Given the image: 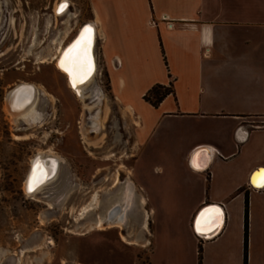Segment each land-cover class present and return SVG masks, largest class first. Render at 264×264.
Returning <instances> with one entry per match:
<instances>
[{"label": "crops", "instance_id": "1", "mask_svg": "<svg viewBox=\"0 0 264 264\" xmlns=\"http://www.w3.org/2000/svg\"><path fill=\"white\" fill-rule=\"evenodd\" d=\"M84 1L96 67L137 123L130 172L154 227L156 201L170 203L166 264H199V245L200 264H244L245 196L246 264H264V186L251 184L264 169V0ZM59 18L51 40L61 43L76 10ZM155 84L172 89L157 105L144 98ZM144 148L156 156L148 172ZM198 222L221 227L203 236Z\"/></svg>", "mask_w": 264, "mask_h": 264}, {"label": "rangeland", "instance_id": "2", "mask_svg": "<svg viewBox=\"0 0 264 264\" xmlns=\"http://www.w3.org/2000/svg\"><path fill=\"white\" fill-rule=\"evenodd\" d=\"M69 1L77 20L69 33L64 25V44L86 24L78 18L87 14L85 1ZM0 3V264H150L152 247L151 264H166L174 254L165 208L170 203L156 201L154 227L151 205L142 203L143 192L130 172L137 123L113 96L105 69L97 68L87 97L79 100L65 75L53 63L38 64L40 52L32 53L42 40L52 42L50 19L44 22L40 13L48 0ZM23 81L41 91L37 108L43 115L35 124L11 122L5 111L7 94ZM128 98L135 100L133 91ZM39 151L59 155L61 165L57 175L28 195L24 182ZM142 152L141 166L148 172L156 156L147 148ZM87 206L91 209L81 214Z\"/></svg>", "mask_w": 264, "mask_h": 264}, {"label": "bare ground", "instance_id": "3", "mask_svg": "<svg viewBox=\"0 0 264 264\" xmlns=\"http://www.w3.org/2000/svg\"><path fill=\"white\" fill-rule=\"evenodd\" d=\"M1 1V0H0ZM62 2V3H61ZM61 5L59 6V4ZM65 3V5H63ZM1 3H0V13H1ZM67 5H70L69 0H61L55 3L54 11L60 15L65 13L68 8ZM63 6V8H62ZM62 9V10H61ZM56 14V15H57ZM13 21V18H12ZM11 21V22H12ZM81 29V28H80ZM79 29V31H80ZM86 29H90V33L84 31V37H90V39H85L82 44H77L78 41H81V37L74 40V38L64 44L63 42L57 46V52H54L53 43L48 45L47 51L45 55H39L37 63H54L60 69L59 71L65 75L68 80V84L70 89L78 96L79 100L84 101L86 96V89L92 81L94 80L95 74L97 73L96 67V59L94 56V45H95V38H96V31L93 24L86 23ZM89 34V35H88ZM74 40V42H72ZM76 47H73V46ZM87 48V53L85 56L84 49ZM69 49H72V52H69ZM55 53V54H54ZM67 54V56H66ZM57 56V57H56ZM76 61H83V66L80 63H74L73 59ZM88 61H90V71L88 70ZM17 85V84H16ZM45 93V91H43ZM41 91L37 85L33 83H22L13 88L7 94V106L5 107V111L10 117L11 122H26L28 124L36 123L41 121L43 113L39 111L37 108V102L40 97ZM47 94V93H45ZM74 94V95H75ZM50 98L53 102H55L56 98L53 95H50ZM85 105V104H84ZM90 109L88 105L85 106V109ZM108 110H106L107 114ZM106 114L104 117H106ZM104 121H100L99 125ZM86 139V138H85ZM49 152V151H48ZM62 158L55 154V153H47V152H40L34 155L30 162V170L27 174L26 180L24 182V190L28 195H32L39 191L49 180H51L55 175L58 174L59 165H61ZM52 174L49 179L41 183H37L40 179L42 174ZM118 180L115 181V183ZM31 186V191L29 190ZM95 196V195H94ZM129 199V198H128ZM129 206V201L127 207ZM127 207L124 210L127 209ZM91 209L89 206L85 207L80 213L82 214L83 211ZM116 212L112 211L111 216H113ZM204 217L203 219H205ZM213 222L212 225L207 226L204 229V232L208 235L212 234L220 225ZM98 229H102V226H105L104 223L102 224L99 220L96 223ZM125 239V237H124Z\"/></svg>", "mask_w": 264, "mask_h": 264}, {"label": "flooded vegetation", "instance_id": "4", "mask_svg": "<svg viewBox=\"0 0 264 264\" xmlns=\"http://www.w3.org/2000/svg\"><path fill=\"white\" fill-rule=\"evenodd\" d=\"M54 0H50L49 1V3H48V5H43L42 7H41V18H42V20L44 21V20H46V18H48L49 17V19H50V25L48 26L51 30H52V28L54 27V26H56L57 25V23H59V17L60 16H63V15H65L66 13H72L73 11H74V7H73V5L71 4V2H70V5H67V8H68V10L65 12V13H62L61 15H60V13H58L57 15H54V12H53V5H54V2H53ZM62 3V2H61ZM61 3L59 4V6L61 5ZM63 5H65V3H63ZM45 22V21H44ZM44 22H43V24H42V26H41V28H40V30L42 31H44V29L43 28H45V25H44ZM60 22H62V20H60ZM64 23V22H63ZM72 30H74V27L71 29V31ZM74 34V33H73ZM51 35V34H50ZM49 35V36H50ZM68 35V34H67ZM40 39V38H39ZM49 42H50V39H49V41L47 42V44H45L46 43V41L45 40H42L41 41V44H40V47L39 48H37V50L36 51H34V52H32L33 54H35V52H40V54L41 55H45L46 54V51H47V46H48V44H49ZM70 42V41H69ZM51 43H53V46H54V52L56 53L57 51V46L59 45V43L58 42H51ZM49 45H51V44H49ZM54 53V54H55ZM57 57V56H56ZM36 64V63H35ZM53 65L58 69V70H60L58 67H57V65L56 64H54L53 63ZM22 83H28V82H25V81H23V82H21V83H18L17 85H19V84H22ZM16 85V86H17Z\"/></svg>", "mask_w": 264, "mask_h": 264}, {"label": "trees", "instance_id": "5", "mask_svg": "<svg viewBox=\"0 0 264 264\" xmlns=\"http://www.w3.org/2000/svg\"><path fill=\"white\" fill-rule=\"evenodd\" d=\"M170 85L155 84L145 94L144 98L149 100L153 105H157L158 102L169 92H171ZM247 260V196H245L244 207V264ZM198 263H201V245L198 246Z\"/></svg>", "mask_w": 264, "mask_h": 264}, {"label": "snow or ice", "instance_id": "6", "mask_svg": "<svg viewBox=\"0 0 264 264\" xmlns=\"http://www.w3.org/2000/svg\"><path fill=\"white\" fill-rule=\"evenodd\" d=\"M62 8H63V6H62ZM61 10H62V9H61ZM85 31L90 33L91 30H90V29H86ZM85 39H90V37H84V36L82 35V39H81V41H78L77 44H82V43L85 41ZM73 47H76V46L74 45ZM69 52H72V49H69ZM84 52H85V56H86V53H87V48H86V47H85V49H84ZM66 56H67V54H66ZM70 59H73V60H74V63H80L81 66H83V63H84V62H83L82 60H81V61H76L74 58H70ZM88 70H89V71L91 70V69H90V61H88ZM197 155H199V154H197ZM194 163H195V161H194ZM259 175H260V177H261L262 179H261V182H260V184H259L258 186H264V169L260 170ZM253 183H257V177H256V175H254V177H253ZM29 190L31 191V186H30ZM217 212H218V210H217ZM209 219H211V217H210ZM200 230H201V229H200V227H199V222H198L197 231H200Z\"/></svg>", "mask_w": 264, "mask_h": 264}, {"label": "water", "instance_id": "7", "mask_svg": "<svg viewBox=\"0 0 264 264\" xmlns=\"http://www.w3.org/2000/svg\"><path fill=\"white\" fill-rule=\"evenodd\" d=\"M85 27H86V24H84V25L81 27L79 33H78L77 36L74 38V40H76L77 38L81 37V35H83V32L85 31ZM88 35H89V34H88ZM74 40H73L72 42H74ZM51 176H52V174H44V173H43V174L40 176V179L38 180L37 183H41V182L45 181L46 179H49ZM251 184H252L254 187H261V186H258L259 184H255V183H253L252 180H251ZM205 207H207V205H204V207H202L201 209H199V211H198L197 214H196V219L198 218V215H199V213L201 212V210L204 209ZM220 227H221V225H220L217 229H219ZM217 229H216V230H217ZM216 230H215V231H216ZM200 233L203 234V235H205V236H208L207 233H204V232H201V231H200Z\"/></svg>", "mask_w": 264, "mask_h": 264}, {"label": "built area", "instance_id": "8", "mask_svg": "<svg viewBox=\"0 0 264 264\" xmlns=\"http://www.w3.org/2000/svg\"><path fill=\"white\" fill-rule=\"evenodd\" d=\"M200 235H203V234H201V233H199ZM203 236H205V235H203Z\"/></svg>", "mask_w": 264, "mask_h": 264}]
</instances>
